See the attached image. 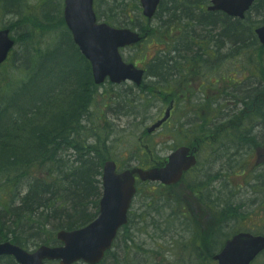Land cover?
<instances>
[{
  "label": "rangeland",
  "instance_id": "374dc122",
  "mask_svg": "<svg viewBox=\"0 0 264 264\" xmlns=\"http://www.w3.org/2000/svg\"><path fill=\"white\" fill-rule=\"evenodd\" d=\"M179 2L165 0L151 20L147 37L138 45L120 50L125 62L146 69L147 76L141 85L133 81L121 84L107 81L94 91L91 78L86 88L90 93V103L81 118V126H91L93 128H87L93 131L92 134L98 132L106 138L109 157L118 163L119 170L142 166V162H145L144 166H151L189 141V137H196V133L202 135L203 129L207 131L215 122L229 127V120L237 119V122L240 119V115H236L244 105L238 99L244 96L245 89L260 80L264 83V47L256 43L257 39L249 37L251 27L255 29L264 24V0H257L243 20L240 26L245 33L243 36H223L218 26L211 32L213 37L210 39L203 27V45L213 54L211 58L203 56L200 69L198 63L193 66L177 54L176 47L187 44L192 26V22L183 16L187 15L185 11L174 14ZM209 4L210 0L205 7ZM9 5H14V0H0V29L8 28L17 44L0 73L11 70L13 80L20 83L26 79L18 60L25 54L24 30L20 26H30L37 52L45 54L55 49L56 44L63 45L65 30L58 23L63 17L64 0L18 1L23 15L12 6L7 8ZM51 5L60 10H53ZM93 7L98 22L141 33L147 30L149 23L143 15L141 0H94ZM194 15L197 16L196 13ZM49 24L56 26L49 27ZM68 50L73 53L72 49ZM163 50L167 57L175 59L173 68L181 70L175 75H166V78L148 73V66L162 55ZM15 52L18 58L13 61L14 65L11 58ZM62 52V49H56L55 55L42 63L47 72L54 71L46 80L40 79L45 82V89L59 83L46 98L56 108L53 112L67 107L72 100V95L66 93L69 86L63 87L62 84L66 82L62 76L69 74V68L55 71L57 58L61 57L58 64L67 58ZM180 53L187 55L182 49ZM32 62V59L25 61L27 65ZM229 79L236 82L229 83ZM37 83L33 81L31 87ZM16 88H5L4 98L18 104L21 96ZM42 91L46 94V90ZM173 98L176 102L169 120L157 131L147 133L152 124L164 117ZM249 127L251 136L264 138L263 120L250 121ZM236 137L224 134L220 149L215 152L203 150L196 171L179 185L165 188L156 183H139L129 214L131 221L121 230L111 253L101 264H217L212 256L206 254L203 257V252L213 250L212 241L216 238L214 254L238 231L252 229L254 233L264 234V187L256 180L258 174H264V156L256 158L255 146L241 144L239 136ZM64 158L68 160L67 155ZM242 168L246 169V174L239 177L236 174ZM46 173L47 168H44L33 174L41 178ZM203 179H206L204 184ZM20 187L21 184L16 187L18 192ZM26 192L24 189L23 193ZM4 194L0 191V195ZM212 200H218L220 204ZM229 207H238L243 218H229L227 221L219 218L229 212ZM33 244L31 241L26 248L33 251L37 247ZM254 264H264V255Z\"/></svg>",
  "mask_w": 264,
  "mask_h": 264
},
{
  "label": "trees",
  "instance_id": "16d2710c",
  "mask_svg": "<svg viewBox=\"0 0 264 264\" xmlns=\"http://www.w3.org/2000/svg\"><path fill=\"white\" fill-rule=\"evenodd\" d=\"M208 1L180 0L179 4H176L177 8L173 10L174 14L185 11L187 15H183L184 18L192 22L188 42L181 44L180 48L176 47L177 54L179 57H184L186 62H191L193 66L198 63L199 69L203 65V56L207 55L211 58L213 54L211 49L203 45V27L210 39L213 37L211 32L218 26L222 29L223 36L228 38L245 35L240 28L243 21L232 19L221 12H208L205 7ZM171 23L177 24L173 20ZM53 25L56 26L49 24V27ZM59 25L62 30L64 28L65 36L72 44V47L68 48L72 49V54L68 49H62L60 43L54 45L55 49L45 54L35 51L36 40L29 26L27 30L25 28L24 56L18 58L15 52L11 58V62L18 58L21 63L19 68L23 70L26 79L19 83L13 80L14 74L11 70H6V74L0 73V191L5 193L0 195V242L9 240L24 248L31 241H34V247L40 244H58L56 240L58 230L82 227L97 216L102 196V168L105 160L110 158L106 138L98 132L92 134L93 131L87 128H93L91 126L83 124L81 126V118L90 103V93L85 91L83 81L87 76L92 78L91 67L74 44L63 17ZM249 32L251 35L249 37L256 40L254 28L251 27ZM256 43L262 46L258 39ZM59 48L63 50L62 55L67 58L70 55L80 57L84 65L81 67L75 65L69 68L67 76L63 74L62 77L65 76L63 80H66L62 83L63 87L69 86L66 93L72 95V100L67 107L58 108L60 110L53 112L56 108L51 102H47L46 98L49 91L54 86H59V83L48 90L45 89V82L40 79L46 80L50 77L52 71L47 72L42 63L47 58L53 57L55 50ZM180 49L186 51L187 55L180 53ZM167 52L163 50L162 55L150 63L148 73L166 78V75L181 71L173 68L176 65L175 59L167 57ZM60 58H57V66ZM27 59H32L33 62L27 65L25 63ZM6 62L0 65V70L4 68ZM68 77L69 83L73 81L71 85L68 83ZM33 81L38 82L35 87H31ZM228 82L236 81L229 79ZM14 86H17L16 92L21 96V102L18 104L10 98H4L6 93L4 89L8 87L9 90ZM93 86L96 91L97 86L94 83ZM42 90H46V94ZM245 91L244 96L238 99L239 103L242 102L244 105L236 115L237 117L240 115L239 123L226 128L221 123L215 122L207 131L217 132L219 129L222 135L230 134L234 135V138L237 135L239 143L253 145L254 149H258L261 145L264 146V138L251 136L249 125L250 121H264V83L260 80ZM207 131L203 129L202 135L196 133V137L194 135L192 138H203V134ZM262 131L264 133L263 129ZM189 140L191 141L190 137ZM65 155L68 156V160L64 158ZM44 168H47V173L43 177H36L33 174L34 171ZM197 168L193 169V172ZM245 174L246 169L242 168L236 175L242 177ZM188 175L185 176L184 181ZM256 180L261 182V187H264V174H258ZM205 182L206 179H203L202 183ZM19 184H21L19 192L22 190L20 193L16 190ZM14 185L15 187L9 191ZM161 187L167 188L163 185ZM24 189L27 190L26 193H23ZM212 201L220 204L218 200ZM228 211L219 218L223 221L229 218H243L238 207H232ZM217 239L212 241L213 250L208 253L203 252V257L206 254L209 257L214 256ZM110 253L111 251L107 256ZM196 253L198 254L197 251ZM0 264H18V262L12 256H4L0 258Z\"/></svg>",
  "mask_w": 264,
  "mask_h": 264
},
{
  "label": "water",
  "instance_id": "95a60500",
  "mask_svg": "<svg viewBox=\"0 0 264 264\" xmlns=\"http://www.w3.org/2000/svg\"><path fill=\"white\" fill-rule=\"evenodd\" d=\"M94 0H65L64 17L75 43L91 61L95 82L103 83L107 77L112 82L127 79L140 84L144 70L125 63L119 48L140 41L141 36L130 28H115L99 23L93 9ZM162 0H141L143 14L152 18ZM209 10H221L231 16L243 18L254 0H211ZM264 44V25L256 29ZM14 47L9 29L0 30V64ZM167 109L164 118L148 128L153 132L170 116ZM197 158L190 147L180 146L171 153L162 166L149 169L140 167L117 171V164L108 160L103 168V196L100 200L99 216L87 226L75 230H61L57 238L60 246L43 244L35 251H28L11 241L0 242V257L12 255L20 264H49L46 261H60L73 264L84 261L99 263L111 248L118 230L128 221V210L136 193V177L142 181L160 182L165 185L177 183L183 173L195 166ZM264 250V236L240 232L229 239L221 252L214 256L218 264H251Z\"/></svg>",
  "mask_w": 264,
  "mask_h": 264
},
{
  "label": "bare ground",
  "instance_id": "6f19581e",
  "mask_svg": "<svg viewBox=\"0 0 264 264\" xmlns=\"http://www.w3.org/2000/svg\"><path fill=\"white\" fill-rule=\"evenodd\" d=\"M18 1H21V0H14V5H9V6H7V8H10V6H12V7H14V9L13 10H15L17 13H19V14H21V15H23V11H21L20 9H19V7H18V5H17V3H18ZM5 7V6H4ZM6 8V7H5ZM51 8L53 9V10H59V8H56V5H51ZM28 27H29V25H27L26 24V30L28 29ZM21 28V27H20ZM25 28H21L22 30H24L23 31V33H24V35H25V32H26V30H25ZM12 39L14 40V44L16 45L17 44V41L13 38V36H12ZM68 43H70V45H68ZM62 49H67V48H71L72 47V44H71V42H68V38L66 37V42H64V44L62 45ZM68 63V64H67ZM65 64H67V65H65ZM75 65H77V66H79V67H81V66H83L84 65V62H83V60L80 58V57H78V56H73V55H70L68 58H65L64 59V61L63 62H61V63H59V65L57 66V68L55 69V71H58V70H60V69H63V67H66V68H71V67H73V66H75ZM54 71H52L51 72V74L53 73ZM87 79H85L84 80V78H83V82H84V89H85V91H86V88H87V86L90 84V77H86Z\"/></svg>",
  "mask_w": 264,
  "mask_h": 264
},
{
  "label": "flooded vegetation",
  "instance_id": "af4514ba",
  "mask_svg": "<svg viewBox=\"0 0 264 264\" xmlns=\"http://www.w3.org/2000/svg\"><path fill=\"white\" fill-rule=\"evenodd\" d=\"M172 101L174 103L176 102L174 98L172 99ZM201 103L203 104V100ZM235 120L234 119L229 120L228 125L230 126L233 124H238L239 119L237 122ZM226 128H228V126H226ZM219 132L220 130L218 129L217 132H210V133L203 134V138L201 139V141L199 142L196 141L195 143V139L193 140L194 141L193 145L194 146L200 145L201 154L203 153L204 147H206L210 151L218 150L221 148L222 136H223L222 133H219ZM256 152L258 153L259 157L264 156V147L256 149Z\"/></svg>",
  "mask_w": 264,
  "mask_h": 264
}]
</instances>
